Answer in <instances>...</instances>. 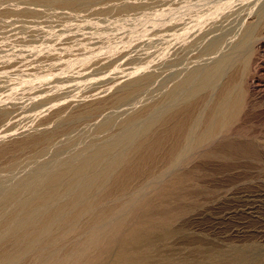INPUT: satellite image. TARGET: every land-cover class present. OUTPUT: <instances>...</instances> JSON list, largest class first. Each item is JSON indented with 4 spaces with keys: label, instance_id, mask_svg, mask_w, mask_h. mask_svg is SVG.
Listing matches in <instances>:
<instances>
[{
    "label": "rangeland",
    "instance_id": "rangeland-1",
    "mask_svg": "<svg viewBox=\"0 0 264 264\" xmlns=\"http://www.w3.org/2000/svg\"><path fill=\"white\" fill-rule=\"evenodd\" d=\"M64 1L0 0V8L39 13L0 14V150L31 132L29 137L37 138L50 115L53 121L39 132L47 136L44 129H54L48 133L57 142L31 162H25L29 145L23 146L20 157L16 153L23 147H7L16 151H5L4 157L14 153L13 160H25H15L23 162L17 171L2 168V161L12 159L0 156V195L13 188L15 193L19 186L16 193L22 196L24 184L43 180L45 171L82 158L100 142L132 143L178 92L198 84L200 68L225 60L227 71L248 56L241 83L244 100L233 124L209 145L184 151L185 161L170 173L131 193L136 200L112 219H120L115 235L81 264H252V254L264 264V27L257 35L247 31L262 16L264 0ZM214 45L219 47L212 51ZM145 75L147 81L140 86L139 77ZM135 80L139 91L119 106L84 108L134 86ZM165 91L171 93L167 98ZM146 103L152 110L146 115L152 119L122 127V118ZM62 108L71 113L64 115ZM55 112L64 116L55 119Z\"/></svg>",
    "mask_w": 264,
    "mask_h": 264
},
{
    "label": "bare ground",
    "instance_id": "bare-ground-1",
    "mask_svg": "<svg viewBox=\"0 0 264 264\" xmlns=\"http://www.w3.org/2000/svg\"><path fill=\"white\" fill-rule=\"evenodd\" d=\"M64 2L68 4L74 3L73 0H65ZM123 6L126 7L127 5L125 4ZM263 13L264 12L260 14L262 16H259L260 18L258 20H255V24L249 25L247 29V31H249L248 33L255 34L260 28L264 27ZM0 14L35 16L39 13L27 8L13 9L8 7L0 8ZM217 45L212 47V51H214ZM240 58L226 69L227 71L223 68L224 64H226L225 60L220 62L216 61L217 63L214 62L215 64L213 65L200 68V71L197 69L198 84L192 85L190 83L191 86H189L186 91L181 90L183 92L180 90H178L180 91L178 92L176 88L178 93L177 95L175 94L176 96H174V98L173 93H175V90H172L173 93L170 97L175 99V101L172 99V103L170 102V104L160 112L161 116L158 115L160 117L159 119L158 117L155 118L156 121L154 122H152L154 119L151 122L148 120V123L141 127L143 129L142 131L137 128V132H141L140 134L137 133L140 136H136V139L134 138L135 140H132V143L128 142L131 144L127 143V145L125 142L124 146H122V141L119 142L118 139L110 141L109 143L100 142L101 144L98 143L99 145L87 152L85 156L81 154L82 158L80 156L79 158L74 157L67 162L65 161L66 163L63 162L64 164L62 163L63 165H61V167L59 166L57 169L45 171V174L42 176L44 177L43 180H41L42 178L34 179L35 182L39 184L33 185L34 180L31 181L32 184L27 181L28 184H20L22 185L21 189L24 187L23 184L27 185V190H25L29 193L26 194L25 197L24 194L26 192L22 189V191L24 190L22 196L26 198H23L24 201H19V197L22 198V196H19L20 193H16L20 188L19 186V188L17 187V189H15V193L13 192V188L11 192L8 189L3 195L1 194L0 264H81L82 260L91 256V253L97 250L99 251L103 244L107 242V239L117 230L120 219L118 218V220L115 219L114 221L112 219L124 205L126 206L128 202L130 203V201L133 200L132 198H134V196H132L131 193L136 194L138 191L140 192L143 186L150 184L158 178L159 175L161 176V173L163 174L164 172L166 174L167 171L169 172L175 165L185 161L183 160L185 158L184 151H195L201 146L206 144L209 145V143L217 139V137H222L220 136V134H222L221 131L239 115L244 100L241 83H243L242 81L246 74L244 72L248 64V56ZM223 70L224 72L222 74ZM146 77L147 75H145V77H139V82L137 83H139L140 86L141 84L143 85V83H145L144 80L147 81V79H145ZM186 77L182 78L183 82L184 80H188ZM209 77L212 78L211 82H208ZM141 81L144 82L140 83ZM135 82L136 80L132 82V84H135ZM186 83H188V81H186ZM174 84L172 87L175 86ZM122 86L124 87V84ZM178 86L179 84H176L175 87ZM124 88H121L122 91L118 89L120 93L116 90L117 92L113 96L101 99L96 104H87L84 108L95 110L104 104L119 106L120 103L135 95L137 90L135 85L128 88L126 87L127 89ZM167 89L168 88H166V90ZM138 91L139 90H137V92ZM166 92L167 91H165L164 96L167 94ZM168 94L171 95V93ZM146 104L137 111L132 110L134 113L127 114L125 118L120 117V119H123V123H120L122 127L126 128L128 125L130 126L146 118L149 115L146 114L152 111L149 107L151 105ZM152 105L154 104L152 103ZM161 106L163 107L162 104L160 107ZM152 107L154 109L155 105ZM62 109L64 111L66 107ZM68 109L70 108L68 107ZM68 109L67 111L71 113V110ZM63 111V114H68L67 111ZM58 113L61 114L60 110ZM56 114L55 112V115ZM62 115H56L57 118L55 117V119L64 116ZM51 116L52 115L48 116L49 119L47 122H49ZM51 120L53 121V119ZM46 123L43 122V126L41 123V126L45 128L44 125H46ZM39 126L40 125H38V127ZM41 126L39 128L42 129ZM48 127H50V125ZM51 127L53 128V125H51ZM47 129H44V132H47V136L49 137L48 140L45 133L46 139L43 134H40L42 130H39L40 132L37 131L38 137L42 136L46 140L45 143L43 142L44 139L41 140L42 138L39 139L35 136L36 133L34 130L35 135H32V137L34 136L37 138L34 139L29 137L30 133H28V136L23 135V137H21L22 139L19 136L16 140L14 138V143L13 140L11 144L8 142L10 146L8 144L4 146L12 147V149H22L23 146L29 145L28 148L30 147V149L27 151L29 159L25 162H31L30 160L33 161V159L35 160L37 157L45 154V148L48 151V146L51 149V147L57 143L55 137H50L53 136L52 133L54 129H52V131L49 130L52 132L51 134L48 133L49 131H47ZM125 131H127V129ZM31 134H33V132H31ZM122 137L123 136H121V139ZM36 139L41 140L40 143H43V145L41 144L42 147L39 146L40 143L38 144L39 141L37 142ZM66 146H68V144ZM7 147H5V149L4 147L3 149L1 148L0 156L4 159L8 158L7 160L12 159V161H7L5 164L2 161L4 166L1 165V167L17 170L20 166L22 167L23 162H19L18 164V162L15 161L17 158L13 160V157L16 155L20 157V155L24 154L22 152L24 147L22 150L19 149L21 153L19 151V154L16 153V155L14 154L16 150L13 151L10 148L6 149ZM8 150L14 152L13 154L11 153L12 156L14 155L12 158H9V155L7 157L3 156V152L5 151L7 154H10ZM1 157L0 160H2ZM160 157H162L161 160H159ZM23 158L21 157L22 160ZM18 159L22 161L20 158ZM37 180L41 181L37 182ZM28 185H32V187L30 186L31 188H29ZM149 189L150 188H148V190ZM15 194L18 195L15 196ZM136 198L134 199L136 200ZM127 206L129 205L127 204ZM35 216L38 217L37 222H34V220H36ZM106 225L108 227L104 228ZM102 227L104 231L100 232L99 230L103 229ZM109 243L107 244L109 245ZM132 248H134L133 245ZM130 250L132 249L130 248ZM252 251L256 252V250ZM251 256L250 259L253 260L252 264H262L260 261L263 258L261 259L258 256L254 257L253 254Z\"/></svg>",
    "mask_w": 264,
    "mask_h": 264
}]
</instances>
